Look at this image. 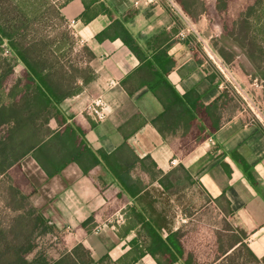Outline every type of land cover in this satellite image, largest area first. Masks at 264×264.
<instances>
[{
  "label": "trees",
  "instance_id": "16d2710c",
  "mask_svg": "<svg viewBox=\"0 0 264 264\" xmlns=\"http://www.w3.org/2000/svg\"><path fill=\"white\" fill-rule=\"evenodd\" d=\"M0 1V179L15 183L8 189L9 204L19 212L9 228L0 226V264H134L147 254L158 264H200L181 245L180 233L170 232L161 223V215H155L152 205L146 201L145 207L138 211L137 206L130 207L128 213L124 210L123 220L126 230L140 226L146 243L142 247L129 245L131 250L127 252L125 248L118 259L106 256L99 261L83 243L69 248L67 233L59 230L36 207L25 203L39 195L22 168L27 156H32L49 178L60 174L68 164L76 163L84 175L94 177L101 191L116 194L120 207L127 205L129 196L137 197L155 181L164 191L170 190L175 187V180H181L176 176L180 171L186 180L193 182L183 166L164 174L150 157L140 159L127 140L112 154L95 149L86 138L90 130L77 121L68 122L61 105L95 79L91 66L94 55L87 46L79 50L83 61L78 65L66 60L75 45L80 44L61 12L73 0H60L57 7L49 0ZM174 1L191 16V0ZM81 2L82 24H89L102 15L111 22L96 36V41L120 39L142 63L141 74L130 75L123 84L129 95L147 87L162 103L163 113L153 120L160 131L183 127L181 143L189 152L220 129L228 119L224 109L230 99L225 90L207 105L196 90L181 94L169 80L175 65L168 54L172 43L169 40L177 36L178 28L162 32L143 46L126 26L134 12L117 15L105 0ZM207 16L211 24L221 27L222 36L232 39L241 49L255 78L264 81V0H217L208 9ZM55 21L60 22L64 31L52 36L47 30L58 28ZM42 25L45 27L41 28ZM154 49L156 54L150 56L149 52ZM220 55L228 65L236 56L222 51ZM194 57L199 65H204L210 83L219 86L223 82L221 74L206 67L197 51ZM53 119L59 125L57 131L49 126ZM240 162L245 167V162ZM106 177L112 178L111 184ZM146 179L151 184L144 185ZM149 190L144 192L147 198ZM142 199L143 195L136 203ZM96 226L90 217L76 232L90 234ZM49 236L54 240L42 246L41 239ZM239 252V249L234 251Z\"/></svg>",
  "mask_w": 264,
  "mask_h": 264
},
{
  "label": "crops",
  "instance_id": "0c3cea01",
  "mask_svg": "<svg viewBox=\"0 0 264 264\" xmlns=\"http://www.w3.org/2000/svg\"><path fill=\"white\" fill-rule=\"evenodd\" d=\"M105 1L117 15L134 12L126 26L143 46L162 32L178 28L172 13L163 4H148L145 0ZM83 11L81 0H73L61 10L69 26L72 21L76 22L70 28L79 43L87 46L94 55L91 66L95 79L61 105L68 122L77 121L89 129L88 142L108 154L114 153L127 140L140 159L150 157L164 174L183 166L192 182L197 183L212 202L221 205L222 210H228L239 227L238 243L224 252L223 257L230 256L243 244L258 264H264L263 126L244 118L243 113H237L226 119L216 133L187 152L181 143L183 127H172L162 132L153 124V120L164 111L156 96L147 87L133 95L126 91L123 82L130 75L139 76L142 63L120 39L103 43L96 41V36L110 25L109 18L102 15L84 25L79 20ZM181 39L178 33L169 40L172 43L168 54L175 62L169 80L179 93L194 89L205 104H211L220 95L222 86L210 83L204 65L198 64L190 54L189 46ZM156 52L154 49L149 55ZM134 85L137 86L136 81ZM99 96L106 100L110 110L101 122L85 113L86 105ZM49 126L53 131L59 129L54 119ZM240 161L245 162V167ZM22 168L39 192L36 207L59 230L67 233L69 248L83 243L92 251L96 261L106 256L115 260L124 254L125 248L127 252L131 250L129 245L142 247L146 243L140 226L126 230L119 217L124 216V210L128 213L130 207L137 206V211L145 207L147 196L144 192L151 186H159L157 181L151 184L144 180V185H151L144 187V192L137 197L129 196L127 205L120 207L117 195L101 191L96 187L94 177L84 175L76 163L68 164L52 178L44 173L32 156L22 161ZM106 179L110 184L113 181L109 177ZM142 195L143 199L136 203ZM90 217L97 225L92 233L76 232ZM112 219L116 220L112 222ZM167 228L170 232L180 233L178 239L186 249L188 236L184 227ZM163 230L166 237L167 232ZM216 263L212 260L211 264ZM134 264L158 263L147 254Z\"/></svg>",
  "mask_w": 264,
  "mask_h": 264
},
{
  "label": "rangeland",
  "instance_id": "374dc122",
  "mask_svg": "<svg viewBox=\"0 0 264 264\" xmlns=\"http://www.w3.org/2000/svg\"><path fill=\"white\" fill-rule=\"evenodd\" d=\"M216 1L191 0V16L186 15L178 4L180 10L177 12L171 11L169 7L165 6L176 20L178 33L182 30L186 32L187 29L190 30L188 35L190 38L181 39L189 46L190 54L194 55V51H197L199 56H202L206 67H212L221 74L223 78V82L220 83L222 90L227 92L230 99V101L227 100L228 105L224 109L225 116L232 118L237 113H243L244 118L251 119L264 128V81L255 78L251 65L241 55V49L232 39L221 35V27L209 22L208 9ZM49 2L55 3L56 7L61 4L60 0H49ZM55 23L58 27L55 31L52 27L47 30L52 36L64 31L60 22L55 21ZM43 27L45 25L41 26V28ZM81 48V44L75 45L66 60H72L75 65H78L79 61H83L79 56ZM220 51L227 54L234 53L236 56L228 65L222 59ZM176 176L181 180H175V183L177 182L175 187L168 191H164L159 186H151L146 202L152 205L155 215H161L163 225L184 227L188 236L186 251L194 255L200 264H211L212 260H215L216 264H258L248 256L242 246L239 247L241 252L234 253L233 251L230 256L223 257L222 254L227 253L228 249L238 241L237 230L239 227L236 221L228 210L224 211L221 205L212 202L197 183L186 180L184 172L180 171ZM13 185L15 183L12 181L3 182L2 178L0 179V226L2 228H9L13 218L19 214L10 208L9 204L11 196L8 189H11ZM26 191L29 189L27 188ZM37 197L33 201H25V203L33 205L35 208ZM119 219L122 223L124 216H120ZM114 220L116 219H112V222ZM53 240L49 236L41 239L40 244L47 246Z\"/></svg>",
  "mask_w": 264,
  "mask_h": 264
},
{
  "label": "built area",
  "instance_id": "2783aa9c",
  "mask_svg": "<svg viewBox=\"0 0 264 264\" xmlns=\"http://www.w3.org/2000/svg\"><path fill=\"white\" fill-rule=\"evenodd\" d=\"M148 4H163L171 9V11H179V7L174 0H145ZM76 22L72 21L70 26L75 25ZM190 34V30L179 32V37L185 39ZM109 105L106 100L99 96L97 98L92 99L85 107V113L95 118L97 121H104L109 115Z\"/></svg>",
  "mask_w": 264,
  "mask_h": 264
}]
</instances>
